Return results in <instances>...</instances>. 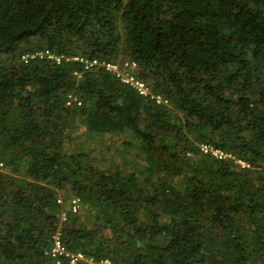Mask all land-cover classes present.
<instances>
[{"label": "trees", "instance_id": "1", "mask_svg": "<svg viewBox=\"0 0 264 264\" xmlns=\"http://www.w3.org/2000/svg\"><path fill=\"white\" fill-rule=\"evenodd\" d=\"M59 226L113 264H264V0H0V264H47Z\"/></svg>", "mask_w": 264, "mask_h": 264}, {"label": "built area", "instance_id": "2", "mask_svg": "<svg viewBox=\"0 0 264 264\" xmlns=\"http://www.w3.org/2000/svg\"><path fill=\"white\" fill-rule=\"evenodd\" d=\"M44 57L53 59L55 61H60L61 59L66 58L62 55H57L55 53H52L49 50H44L33 53L32 52L26 53L22 55L21 59L24 62H27L29 59L44 58ZM72 59L83 62L85 64V67L102 66L105 69L113 72L124 83L134 88L140 95L149 97L150 99L156 101L157 103H167V100L164 99L161 95L152 93L148 85L133 73V69L136 67V63L133 61L124 60L119 63V62L99 61L97 59H93L89 61L82 57H73ZM68 98H69L67 102L68 104L77 101V97L74 95H69ZM199 147L202 153L209 154L216 159H232L235 163L241 165L242 167L248 166L243 160L237 158L234 154L230 152L224 151L221 148L206 143L200 144ZM58 201L62 203L61 199H59ZM67 204L69 205V208L67 211L63 210L61 212V216H60L61 221L66 220L68 212L75 213L78 211L79 199L71 198L67 202ZM51 239H52L51 245L45 251V255L48 257L47 264H78V263L113 264L112 261L108 258L96 259L92 256H87L85 253L81 251L67 250L63 244V232L60 226L52 234Z\"/></svg>", "mask_w": 264, "mask_h": 264}, {"label": "rangeland", "instance_id": "3", "mask_svg": "<svg viewBox=\"0 0 264 264\" xmlns=\"http://www.w3.org/2000/svg\"><path fill=\"white\" fill-rule=\"evenodd\" d=\"M82 146L86 150H91L95 154H100L99 157H107L110 158V153L115 149L119 148L120 149V142L118 139H104V138H99L97 136L91 137L90 135H84L82 138ZM80 147V146H79ZM71 199V198H70ZM70 199H66L68 202ZM67 209L69 208V205L66 203ZM79 209V205H78Z\"/></svg>", "mask_w": 264, "mask_h": 264}]
</instances>
